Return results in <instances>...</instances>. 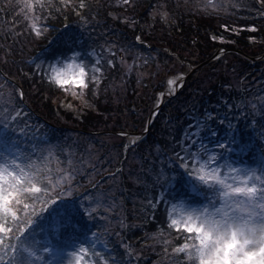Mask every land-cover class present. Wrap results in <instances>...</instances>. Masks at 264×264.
I'll use <instances>...</instances> for the list:
<instances>
[{"label": "trees", "instance_id": "16d2710c", "mask_svg": "<svg viewBox=\"0 0 264 264\" xmlns=\"http://www.w3.org/2000/svg\"><path fill=\"white\" fill-rule=\"evenodd\" d=\"M112 1L117 5L109 4V0H84L81 8L80 0H74V6L63 10V19L52 22L45 42L37 48L26 47L11 37L0 43V47L6 45L0 51V78L17 97L12 108L22 113L12 121L7 134L33 159L42 157L51 142L59 149L45 155L48 163L67 156L61 147L78 144L74 145V184L67 195L76 208L74 244L93 240L96 233L101 241L97 250L115 257L116 264H158L153 263L156 258L165 264H182L183 256L174 255L172 248L183 240L168 229L166 220V209L185 201L182 191L168 183L170 177L180 179L178 174L182 173L174 159L181 143L188 144L185 138L196 133L191 151L202 143L210 152H219L216 141L224 142L226 133L234 130L252 142L255 153L245 154L243 160L229 153L234 165L254 166L257 162L259 166L256 159L264 155V106L249 104L264 95V5L258 0H213L215 8L206 7L205 0ZM100 21L112 36L102 33L104 29L97 26ZM66 34L74 37V43L61 42L59 38ZM56 50L74 55V61H83L90 72L92 58L98 60L96 67L101 70L102 64L112 61L111 69L104 71L105 82L112 85L106 94L98 97L91 92L89 96L85 91L84 100L92 99L95 109L81 104L76 116L70 118L67 115L72 108L60 107V101L52 99L60 87L49 78L54 75L51 66H64ZM151 51L157 60L144 61L145 53L150 56ZM126 54L128 64L122 65ZM227 56L238 60V66L227 64ZM160 57L163 66L157 67ZM5 61L15 66L17 74L8 71ZM172 62L189 70L175 95H162L169 76L160 69ZM231 69H236L233 77L229 75ZM256 78L258 82L253 84ZM120 80L128 83L123 94L113 91L114 83ZM64 118L73 124L64 125ZM111 138L118 139L113 155L107 149ZM130 138L137 142L126 147ZM86 144L89 146L84 147ZM134 146L137 156L145 153L142 163L148 167L145 179L135 185L124 173L119 176ZM87 148L95 150L91 153ZM51 169L55 172L56 164ZM114 177L124 178L120 181L122 189L114 186V196L104 199L101 194L109 191ZM41 219L49 224L58 218L45 212ZM161 230L164 235H157ZM36 231L42 235L38 238L35 234L37 246L46 239L62 242L58 234V240L53 238V226L49 232ZM164 240L171 243L165 245Z\"/></svg>", "mask_w": 264, "mask_h": 264}, {"label": "snow or ice", "instance_id": "6c2138e0", "mask_svg": "<svg viewBox=\"0 0 264 264\" xmlns=\"http://www.w3.org/2000/svg\"><path fill=\"white\" fill-rule=\"evenodd\" d=\"M23 2L31 11L34 5H43L46 0ZM51 2L47 0V3ZM61 2L70 4L71 0ZM122 2L128 4L129 0ZM258 2L264 5V0ZM84 6V0H80V7ZM205 6L216 7L213 0H205ZM261 14L264 15V11ZM32 28L37 36L48 30L46 26L42 30H37L35 25ZM59 39L64 44L74 43L71 35H62ZM108 64L112 65V61L109 60ZM51 67L54 75L49 77L50 80L60 88L74 85L80 90L73 92L74 96H83V90L88 89L89 84L98 85L100 82V76L95 73H100L101 69L93 65L90 72L83 61L60 68ZM177 79L168 80L170 90L177 84ZM3 87L0 85V90ZM11 99L5 100L0 91V100L4 104L0 107V264H65V261L67 264H116L115 257L97 250L96 245L101 241L96 233L92 234L96 237L94 240L72 243L76 208L75 202L67 199V195L70 194L73 174L66 168H57L54 172L47 166V157L33 159L31 153L20 150L19 144L7 134L12 121L22 115L19 110L8 107ZM208 118L213 119L211 115ZM229 128L233 129L230 122ZM195 135L190 133L185 138L189 143H181L180 151L175 153L174 159L182 170L178 176L191 181L187 187L192 197L208 192L212 195L200 207L180 201L171 210L166 209L168 229L183 240L172 248V253L183 256L182 264H264V155L256 168L237 167L231 162L229 153L237 160H243L245 154L254 155L250 140L230 130L224 142L217 140L215 143V148L221 151L210 152L202 143L199 149L191 151L196 144ZM136 142V138H130L126 147ZM180 179L173 176L168 183H179ZM95 211L93 208L92 212ZM45 212L59 218L60 224L55 231L62 242L46 239L37 246L36 229L43 230L40 221ZM157 235L163 236L164 231ZM163 243L171 242L164 240ZM68 247L71 251L65 252ZM124 247L127 249V245ZM128 254H131L130 250Z\"/></svg>", "mask_w": 264, "mask_h": 264}, {"label": "rangeland", "instance_id": "374dc122", "mask_svg": "<svg viewBox=\"0 0 264 264\" xmlns=\"http://www.w3.org/2000/svg\"><path fill=\"white\" fill-rule=\"evenodd\" d=\"M118 1V0H117ZM122 2V0H119ZM123 3V2H122ZM109 4L112 5H117V3H114L112 0H109ZM0 43H2L3 40L7 39L8 37L13 38L14 41L19 42L22 45H25L26 47L31 46L32 49L37 48L39 46V44L41 42H45V38L46 35L51 31L52 28V22L55 21L56 19H63L61 18V16L65 15L63 13V10H67V8L74 6V0H71L70 4H65L62 3L61 0H52V2L49 4L46 2L43 5H34V7L32 8L31 11H29L27 8H25L24 2L23 0H0ZM71 12H75V14H77V11H73V10H69ZM115 15H117V13H114ZM102 18V17H100ZM85 23H88L87 21H85ZM35 25L37 30H42L43 27H47V31L46 32H42V35L37 36L35 34V32L33 31L32 26ZM51 25V26H50ZM97 26L101 27L104 35H106L107 37L112 36V31H107V27L104 26L103 22L100 21L99 23H97ZM95 30V28H90V30ZM136 35H134L135 37ZM107 41V40H106ZM110 41V40H109ZM108 42V41H107ZM107 44L108 47H110V44ZM103 45H105V42L103 43ZM6 47L5 46H1L0 47V51L2 49H4ZM135 50H137L138 48L136 46H134ZM125 51V50H124ZM27 53V52H26ZM62 56L61 60L63 62L64 65H67L68 63H76V61H74V55L72 54H68V53H62L60 50H56L55 51V55L58 58L59 56ZM116 54H119V51H117ZM148 53L144 55V57L142 58L144 61L146 62H150V59H155L157 60L158 56L153 55V52L151 51L150 56H147ZM121 57V55H120ZM147 57H152V58H147ZM130 58V57H129ZM6 59V58H4ZM69 59V61H68ZM93 59V65L97 66V62L98 60L96 58H92ZM131 59V58H130ZM160 60L157 63V67H162V58L160 57ZM232 59H234V57L232 56H227V58L224 60L227 62V64L231 65V67H235L238 66V63H240L238 60L233 61ZM85 60L87 64H90V58L88 55L85 56ZM128 55L126 54V58L123 60L122 65H127L128 64ZM7 62V61H5ZM10 62V61H9ZM8 63V71L9 72H16V68L13 64H11V62ZM79 63V62H78ZM179 63L176 64V66H173V62L170 64H168V66H164L163 68H161L160 70L166 72V74H168L169 77H167V82H166V90L164 91V93L162 95H175L178 92V89L180 88V86L182 85L184 78L187 74L186 71H188L189 69L185 68V65L183 66H177ZM103 69L101 70L102 74H101V78H100V82L98 84V86L100 87H95L92 86V84H89L88 89L83 90L84 91V95L83 96H74L72 93L73 92H77V89H75L76 87L74 85H66L64 88H59L58 92L54 95V97H52V99L54 100V102H58L60 101V107H68V108H72V112L70 111V114H68V117H75L77 114V107L81 106V104H85L88 108L90 109H95V102L92 99L89 100H84V96H85V91H88L89 94L86 95H91V92H95L96 95L98 97H100L101 95H105L106 91L112 86H108L107 83L104 80V76L106 75V73H104V71L108 72L111 69V65L108 64V60H107V64H102ZM236 70V69H235ZM235 70H230L229 71V75L231 77H233V73L235 72ZM17 74V72L15 73ZM164 74V73H163ZM70 75V72H69ZM254 76V75H253ZM256 76V75H255ZM177 79V84L171 86V90L169 88L168 85V80L169 79ZM258 79L256 78V83L253 84H257ZM255 81V80H254ZM54 85L55 82H53ZM3 84V89L0 90L2 91V95L4 97L5 100H7L8 98H12L11 99V103L8 105V107L11 109L13 104L15 103L16 100V96L14 94L13 88L7 84L5 81H3L0 78V85ZM116 84V88L113 89L114 92L119 93V94H123L124 92V86L126 87L128 85L127 81L125 80H120L117 81ZM178 85V86H177ZM252 85V84H251ZM250 85V86H251ZM249 87V86H248ZM127 88V87H126ZM65 89H68V91H65ZM264 89V87H263ZM49 95V94H48ZM264 95L260 94V96L253 98L250 100L249 104L252 107H260V106H264ZM255 97V96H254ZM69 105H71V107H69ZM3 101L0 100V107H3ZM63 117V115H62ZM61 117V118H62ZM60 118V119H61ZM61 122L64 125H70L73 124L72 122L67 121V119H62ZM112 141L108 142V146L107 149L109 151H111V155L114 154V148H116L115 146V142H117L118 139H114L111 138ZM18 144H21L19 142H16ZM51 143V142H50ZM47 143L46 144V152L42 155V157H47L48 155H51L50 153L57 151L59 148ZM74 145H76L78 147V144L74 142ZM73 144H70L68 146L65 147H61V150H64L67 152V156H62L60 157L59 160H56L55 163H47V166L49 168H52L55 164L57 166V168H66L68 169L69 172H71L73 174L74 177V151H76V149L74 148ZM89 146V144H86L84 147ZM148 147V145L143 146V148H141V151H144L145 148ZM19 148L21 149V146H19ZM93 149V150H92ZM131 149H133L130 153L128 158L126 159V163L124 164V171L122 173H119V176H121L123 173L131 180V182L135 185L138 182H142L145 179V169H147V165L145 163H142L143 156H145V153L143 155L140 156V154L136 153V147H132ZM87 150L91 151V153H93V151L95 150V148H87ZM157 152V150H156ZM46 154H48L47 156H45ZM236 158V157H234ZM150 159V158H149ZM233 161V160H232ZM256 161H260V159H256ZM220 163L222 164L223 161H220ZM243 166H247V167H253L256 168L258 167L257 162H255V165L253 166V163L250 164H244V165H239V167H243ZM154 169H157V167H152ZM121 180H124V178L122 177H114V179L111 181L110 186H109V191L101 194V197H103L104 199H109L112 198L115 194V187L117 186V189L121 188ZM71 184H74V179L72 181ZM125 184V183H123ZM173 187L180 189L182 191V199L184 198L185 201H187L191 206H197L200 207L202 205H205L208 202V199L211 197V193H205V195L202 196H197V200H195V197H192L188 190H187V186H189L191 184V181L187 178V177H183L182 179H180L179 183H174V181L171 183ZM99 198V197H98ZM97 201V200H96ZM99 202V201H97ZM38 207H40V205H37ZM115 218H113L112 220H114ZM110 220V221H112ZM40 223L43 224L44 228L43 230L41 228H37L38 230H41L43 232H49L51 230V227L53 226L56 230L57 226L60 224V220L59 218L57 219L56 223L55 221H52L51 223H47L45 220L41 219ZM73 224H74V220H73ZM36 236L38 238L42 237L41 234H39L36 231ZM93 236V235H92ZM54 239H57V233L55 231V235L53 236ZM94 240V237H91ZM71 241L74 244V234L71 237ZM100 244V243H98ZM156 244V243H155ZM71 251V247H68L66 252H70ZM161 259H154L153 263H157L158 264H165L166 262L161 261ZM65 264H67V262L65 261Z\"/></svg>", "mask_w": 264, "mask_h": 264}]
</instances>
